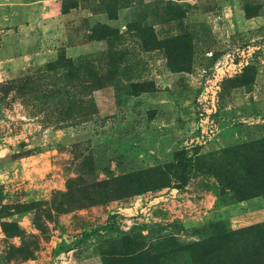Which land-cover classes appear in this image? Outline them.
Wrapping results in <instances>:
<instances>
[{
  "label": "rangeland",
  "instance_id": "obj_1",
  "mask_svg": "<svg viewBox=\"0 0 264 264\" xmlns=\"http://www.w3.org/2000/svg\"><path fill=\"white\" fill-rule=\"evenodd\" d=\"M263 143L264 0H0V264H264Z\"/></svg>",
  "mask_w": 264,
  "mask_h": 264
},
{
  "label": "trees",
  "instance_id": "obj_2",
  "mask_svg": "<svg viewBox=\"0 0 264 264\" xmlns=\"http://www.w3.org/2000/svg\"><path fill=\"white\" fill-rule=\"evenodd\" d=\"M264 144V143H263ZM257 146H262V143H258ZM249 159L247 162L249 163ZM248 170V169H247ZM264 171V170H262ZM170 172V170L168 171ZM216 176L221 179L225 188L232 190L237 199L240 201L246 200L251 196L257 195L258 193L252 192L246 188V184L250 179L242 176V174L237 170H228L224 167L217 168L213 171ZM160 171L154 168L142 170L139 172L132 173L131 175L123 176L122 178H117L115 183L124 184L125 191L131 194H142L147 191L162 189L164 187L170 186V180L162 179ZM163 173V172H162ZM166 177V174L164 173ZM257 185L261 188L260 190L264 193V172H259L256 177Z\"/></svg>",
  "mask_w": 264,
  "mask_h": 264
}]
</instances>
